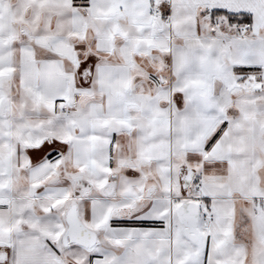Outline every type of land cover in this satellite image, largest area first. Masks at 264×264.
Here are the masks:
<instances>
[{
	"label": "snow or ice",
	"instance_id": "1",
	"mask_svg": "<svg viewBox=\"0 0 264 264\" xmlns=\"http://www.w3.org/2000/svg\"><path fill=\"white\" fill-rule=\"evenodd\" d=\"M0 264H264V0H0Z\"/></svg>",
	"mask_w": 264,
	"mask_h": 264
}]
</instances>
